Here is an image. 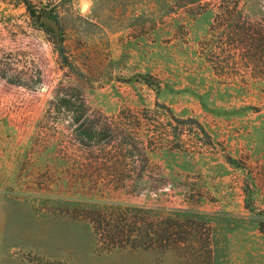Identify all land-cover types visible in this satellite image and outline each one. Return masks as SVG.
Here are the masks:
<instances>
[{
    "label": "rangeland",
    "instance_id": "obj_1",
    "mask_svg": "<svg viewBox=\"0 0 264 264\" xmlns=\"http://www.w3.org/2000/svg\"><path fill=\"white\" fill-rule=\"evenodd\" d=\"M229 1L0 0V58L30 86L0 75V264H184L175 252H105L68 215L109 203L206 220L213 264H264V68L231 43L219 17ZM235 15L264 25V0H239ZM60 85L107 116L141 118L128 131L149 157L143 182L113 188L108 173L81 172L68 121L45 118ZM156 102L208 137L166 125ZM173 134L183 148L162 140Z\"/></svg>",
    "mask_w": 264,
    "mask_h": 264
},
{
    "label": "trees",
    "instance_id": "obj_2",
    "mask_svg": "<svg viewBox=\"0 0 264 264\" xmlns=\"http://www.w3.org/2000/svg\"><path fill=\"white\" fill-rule=\"evenodd\" d=\"M224 3L221 4L219 17L231 20V43L244 50L245 58L250 63L264 68V25L243 19L241 15L236 16L239 0ZM0 75L11 83L30 87L16 74H10L4 58H0ZM40 76L39 72L41 82ZM156 106L162 109L156 110L162 117L171 118L166 125L178 129L182 125L196 123L208 137L198 120L178 117L164 103L156 102ZM153 111L149 108L145 110L147 115ZM49 117L53 120H49ZM45 118L48 123L68 121L71 139L83 154L81 172L88 173V178L92 177L93 170L99 169L108 173L109 186L113 188L127 187L134 180L144 181L145 175L139 171H144L149 157L138 158L139 146L128 130L134 121L141 124V118L133 116L130 109L121 110L116 117L107 116L90 105L80 88L60 85L49 102ZM162 140L176 143L181 148L185 146L177 134ZM137 171L139 178L135 179L134 172ZM68 215L75 220L89 222L98 248L105 252L154 249L175 252L184 264H213V229L206 220L179 213L167 214L144 205L120 203L77 207L70 209Z\"/></svg>",
    "mask_w": 264,
    "mask_h": 264
},
{
    "label": "water",
    "instance_id": "obj_3",
    "mask_svg": "<svg viewBox=\"0 0 264 264\" xmlns=\"http://www.w3.org/2000/svg\"><path fill=\"white\" fill-rule=\"evenodd\" d=\"M37 17H38V19H40L41 18V15H38Z\"/></svg>",
    "mask_w": 264,
    "mask_h": 264
}]
</instances>
